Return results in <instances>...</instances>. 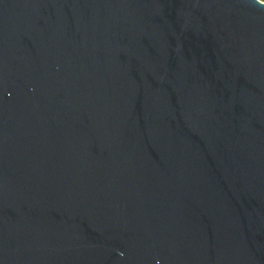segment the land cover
Instances as JSON below:
<instances>
[{
    "label": "water",
    "instance_id": "1",
    "mask_svg": "<svg viewBox=\"0 0 264 264\" xmlns=\"http://www.w3.org/2000/svg\"><path fill=\"white\" fill-rule=\"evenodd\" d=\"M0 264H264V1L0 0Z\"/></svg>",
    "mask_w": 264,
    "mask_h": 264
},
{
    "label": "rangeland",
    "instance_id": "2",
    "mask_svg": "<svg viewBox=\"0 0 264 264\" xmlns=\"http://www.w3.org/2000/svg\"><path fill=\"white\" fill-rule=\"evenodd\" d=\"M262 1H264V0H262Z\"/></svg>",
    "mask_w": 264,
    "mask_h": 264
}]
</instances>
